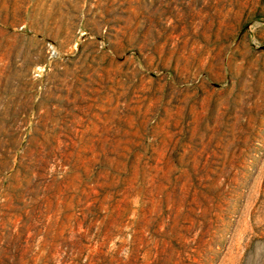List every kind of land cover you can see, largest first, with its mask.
<instances>
[{"label": "rangeland", "instance_id": "rangeland-1", "mask_svg": "<svg viewBox=\"0 0 264 264\" xmlns=\"http://www.w3.org/2000/svg\"><path fill=\"white\" fill-rule=\"evenodd\" d=\"M0 264H264V0H0Z\"/></svg>", "mask_w": 264, "mask_h": 264}]
</instances>
